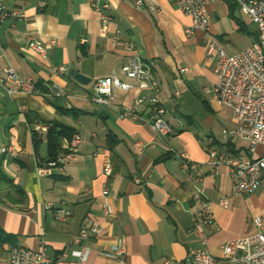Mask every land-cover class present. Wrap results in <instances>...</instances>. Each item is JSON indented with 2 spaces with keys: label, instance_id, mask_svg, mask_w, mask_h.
<instances>
[{
  "label": "crops",
  "instance_id": "1",
  "mask_svg": "<svg viewBox=\"0 0 264 264\" xmlns=\"http://www.w3.org/2000/svg\"><path fill=\"white\" fill-rule=\"evenodd\" d=\"M93 1L0 0L21 15L0 23V76L9 67L20 78H31L40 94L55 86L67 95H9L0 86V264H8L15 246L45 247L54 256L65 252L67 260L80 257L82 264L184 261L203 245L192 229V173L182 167V152L202 175L215 223L205 227L204 247L220 264V245L253 236V219L264 221V186L249 195H233L228 167L212 170L207 165V146L236 157L256 155L246 141L223 134L236 127L232 110L204 92L212 90L216 79L203 34L187 37L190 18L169 0H141L138 6L137 0H98L99 6L106 5L102 10ZM206 9L211 32L228 54L248 48L257 37L255 24L231 0H218ZM102 12L110 17L104 36ZM28 35L45 48L43 57L27 46ZM130 55L153 63L151 79L171 130L167 136L121 117L120 107H132L147 91L118 92L115 103L107 106L90 102L96 79L115 75L130 82L121 72ZM54 66L67 70L53 74ZM76 73L88 82L76 81ZM138 112L146 115L147 109L140 106ZM51 122L72 129L81 141L62 173L39 177L37 168L49 157L46 125ZM68 141L60 140L59 155L67 152ZM135 143L141 148L135 149ZM4 148L14 154H3ZM106 160L112 165L109 177L102 174ZM220 199L228 201L226 209ZM105 206L109 215L103 213ZM60 210L68 213L64 221L55 217ZM91 222L100 232L73 244ZM119 239L126 243L122 263L104 255Z\"/></svg>",
  "mask_w": 264,
  "mask_h": 264
},
{
  "label": "built area",
  "instance_id": "2",
  "mask_svg": "<svg viewBox=\"0 0 264 264\" xmlns=\"http://www.w3.org/2000/svg\"><path fill=\"white\" fill-rule=\"evenodd\" d=\"M176 5L185 15L190 18V25L185 29V35L190 37L196 32H201L204 37L206 59L213 63V74L216 82L211 91L204 89V92H211L215 102L219 106L228 107L232 110L236 127L231 130H224L226 136L236 137L248 143V151L256 157L249 159L241 156H231L219 152L210 146L205 147L207 153V165L215 170L219 165H225L229 169L231 180V193L233 195H249L260 185L264 186V0H231L239 11L250 18L257 28V37L252 44L238 52L228 54L226 46L221 44L212 34L210 17L207 6L218 0H169ZM141 5V0L135 3ZM43 3H38L42 8ZM92 6L96 10L106 8V5L99 6L98 0H94ZM21 18L17 11H9L0 4V23L9 17ZM110 17L104 12L101 13V35H105ZM83 42V39L81 40ZM26 44L42 57L45 48L38 45L31 35L26 37ZM50 44H54L51 41ZM129 49L133 44L128 45ZM153 63L141 62L135 55L128 57L127 63L121 68V72L130 80L123 82L115 75L96 79L93 86V93L90 102L95 105H112L115 103L118 92L127 93L133 89L147 91L149 95L139 96L135 99L132 107H120V114L123 118H130L150 126L159 137L170 134V127L165 120L166 109L159 98L157 83L151 79V68ZM53 74H64L66 67H51ZM0 86L9 95L25 94L36 95L39 92L31 78H20L12 68H4L0 76ZM39 95H51L58 98H67L65 91L61 88L51 86L47 93ZM145 106L147 114L138 112V107ZM79 134H73L68 141L67 152L58 155L54 160L48 161L37 168V175L45 177L52 175L56 170L63 172L66 162L74 160V149L80 143ZM135 149H140L141 144L135 143ZM260 153L257 154V150ZM3 154L13 155L11 149H2ZM182 160V167L192 173L193 181V211L191 212V224L193 231L202 238L203 247L191 251L184 261L165 259L162 264H218L214 257L204 247L206 243L205 227H215L211 216L208 202L205 198L204 181L198 169V165L191 161L186 153H179ZM112 173V165L106 160L103 164L102 174L109 177ZM137 182V181H136ZM107 194L104 189L103 195ZM218 204L226 209L229 205L226 199H220ZM104 215L110 214L109 207L105 206ZM68 213L60 210L55 215L56 219L64 221ZM256 233L253 236L234 239L220 245L223 262L220 264H264V221L258 217L253 219ZM100 232L96 223L91 222L81 228L79 234L73 239V244L88 237L95 236ZM78 256L79 253L73 252ZM126 254V243L119 239L104 255L122 263ZM65 252L56 256L51 255L45 247L38 250L23 247H12L9 250L8 264H82L79 260H67Z\"/></svg>",
  "mask_w": 264,
  "mask_h": 264
},
{
  "label": "trees",
  "instance_id": "3",
  "mask_svg": "<svg viewBox=\"0 0 264 264\" xmlns=\"http://www.w3.org/2000/svg\"><path fill=\"white\" fill-rule=\"evenodd\" d=\"M47 145H48V161L54 160L60 153V140L66 138L70 140L74 131L64 127L58 123L51 122L47 125Z\"/></svg>",
  "mask_w": 264,
  "mask_h": 264
},
{
  "label": "water",
  "instance_id": "4",
  "mask_svg": "<svg viewBox=\"0 0 264 264\" xmlns=\"http://www.w3.org/2000/svg\"><path fill=\"white\" fill-rule=\"evenodd\" d=\"M73 78L78 81L79 83L86 84L88 82V79L81 75L80 73L74 74Z\"/></svg>",
  "mask_w": 264,
  "mask_h": 264
}]
</instances>
